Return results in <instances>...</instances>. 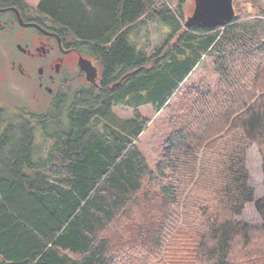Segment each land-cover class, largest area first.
<instances>
[{"label":"trees","instance_id":"trees-1","mask_svg":"<svg viewBox=\"0 0 264 264\" xmlns=\"http://www.w3.org/2000/svg\"><path fill=\"white\" fill-rule=\"evenodd\" d=\"M263 1L234 0L233 21L209 29L165 0H40L101 84L71 86L42 116L0 108V264H155L165 247L159 264H264L247 168L251 146L264 158ZM153 22L169 32L149 55L138 38ZM120 105L135 113L119 125ZM145 106L171 125L155 169L137 146ZM253 202L260 226L239 220ZM114 226L134 237L108 238Z\"/></svg>","mask_w":264,"mask_h":264},{"label":"rangeland","instance_id":"rangeland-1","mask_svg":"<svg viewBox=\"0 0 264 264\" xmlns=\"http://www.w3.org/2000/svg\"><path fill=\"white\" fill-rule=\"evenodd\" d=\"M27 5L30 12L35 15H39L36 11V6L40 0H23ZM172 10L182 7L184 13L185 21L191 17L195 10L194 0H165ZM264 3V1H263ZM248 12L251 11L250 5L245 7ZM184 21V22H185ZM168 28L159 24V22L149 23L148 26H144L139 32L138 42L141 48L145 50L147 54H152L158 47L164 44L165 40L168 38ZM15 40L13 36L7 34L6 32L0 30V108H17L18 110L25 111L26 113H33L35 115H44L49 113L51 110L47 103H41L35 101L32 97V93L35 89L34 85L26 79H24L20 74L11 69L12 62L24 59V55L21 54L14 44ZM209 70L206 67L197 69L194 76H192L193 81L196 80H208ZM71 86L73 89H79L82 87H87V84H82L80 81V76L77 73H73L71 77ZM114 121L116 124H122L133 118L135 111L129 107L120 105L113 109ZM139 113L143 119L148 121V126L146 130L142 133L137 141V146L142 154L147 159L150 167L155 169L157 164L162 159L163 149L167 140V137L171 131V125L168 120V115L166 111L156 113L151 106H145L139 109ZM37 138L39 143L43 142V137L38 131ZM42 144V143H41ZM42 150L46 148L43 143L40 145ZM247 168L250 173V187L255 192V201L262 199L264 197V158L260 152L258 146L253 145L247 153ZM142 206L147 203L141 199ZM136 218H140V223L142 222L141 216L143 211L137 209ZM252 226H260L263 221L260 214L255 208V202L247 204L243 215L239 218ZM116 226V225H115ZM111 228L105 235L108 238H116L120 236H125L119 231L116 232L118 227ZM121 230V229H120ZM135 231V230H134ZM126 231H122L125 233ZM128 237H132L134 233L128 232ZM166 243L168 240L167 233H165ZM125 236V237H127ZM134 237V236H133ZM165 250L160 254L158 260L155 264H159L161 260H164ZM129 263V262H127Z\"/></svg>","mask_w":264,"mask_h":264},{"label":"flooded vegetation","instance_id":"flooded-vegetation-1","mask_svg":"<svg viewBox=\"0 0 264 264\" xmlns=\"http://www.w3.org/2000/svg\"><path fill=\"white\" fill-rule=\"evenodd\" d=\"M0 30L13 36L16 49L24 55L12 62L11 69L34 85L35 101L53 109L58 99L71 91L73 73L79 74L87 88L100 86L102 69L97 60L28 8L0 0Z\"/></svg>","mask_w":264,"mask_h":264},{"label":"water","instance_id":"water-1","mask_svg":"<svg viewBox=\"0 0 264 264\" xmlns=\"http://www.w3.org/2000/svg\"><path fill=\"white\" fill-rule=\"evenodd\" d=\"M195 2V11L185 23L187 28L200 26L212 29L225 26L235 17L234 0H195Z\"/></svg>","mask_w":264,"mask_h":264}]
</instances>
